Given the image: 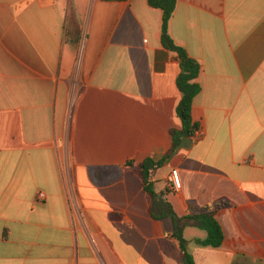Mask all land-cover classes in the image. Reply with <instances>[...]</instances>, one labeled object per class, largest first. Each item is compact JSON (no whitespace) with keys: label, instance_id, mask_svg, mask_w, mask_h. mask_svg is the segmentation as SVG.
I'll return each mask as SVG.
<instances>
[{"label":"crops","instance_id":"crops-1","mask_svg":"<svg viewBox=\"0 0 264 264\" xmlns=\"http://www.w3.org/2000/svg\"><path fill=\"white\" fill-rule=\"evenodd\" d=\"M176 1L200 129L155 192L178 217L216 211L220 247L183 230L196 264H264V0ZM162 22L148 0H0V264H184L129 166L162 161L182 127Z\"/></svg>","mask_w":264,"mask_h":264},{"label":"trees","instance_id":"trees-1","mask_svg":"<svg viewBox=\"0 0 264 264\" xmlns=\"http://www.w3.org/2000/svg\"><path fill=\"white\" fill-rule=\"evenodd\" d=\"M104 2H121L126 0H100ZM151 7L163 11L162 35L163 46L176 53L180 60L181 72L177 79V86L182 94L181 101L177 106L176 113L182 122L180 129L171 131L172 146L166 153L162 161L156 162L147 159L142 163L134 165L129 163L133 172L142 180L145 191L152 198L150 215L157 220L172 218L176 223L174 237L179 241L184 264H196L193 255L188 250V242L184 238L183 230L185 226L193 224L207 232L205 240H197L198 244L210 247H220L224 242V232L216 217V211L209 208L190 207L188 214L178 217L173 207L160 199V195L155 192L154 171L163 167L165 161L174 154L185 138L195 136L200 129V125L193 121L192 108L196 96L201 92L202 87L198 82L202 66L200 62L191 57L185 48L179 46L170 34V22L176 10V0H148Z\"/></svg>","mask_w":264,"mask_h":264},{"label":"built area","instance_id":"built-area-1","mask_svg":"<svg viewBox=\"0 0 264 264\" xmlns=\"http://www.w3.org/2000/svg\"><path fill=\"white\" fill-rule=\"evenodd\" d=\"M172 189L179 190L181 188V182L178 175V171L174 170L172 171Z\"/></svg>","mask_w":264,"mask_h":264}]
</instances>
